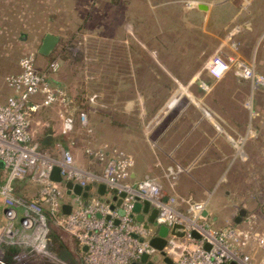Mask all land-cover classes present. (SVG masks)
Returning <instances> with one entry per match:
<instances>
[{
	"label": "crops",
	"instance_id": "crops-1",
	"mask_svg": "<svg viewBox=\"0 0 264 264\" xmlns=\"http://www.w3.org/2000/svg\"><path fill=\"white\" fill-rule=\"evenodd\" d=\"M10 2L0 0V18L11 9ZM169 3L173 5L170 8L179 13L172 16L170 23L173 38L170 40V53L165 57L168 60L147 78L150 81L148 85H145L147 72L139 68L134 82L133 88L144 91L140 95L144 114L140 117L145 121L144 141L140 138L135 147L129 148L135 162L128 180L137 184L147 177L154 178L168 192L204 201L209 218L236 217L245 208V202L254 201L255 197L248 200L250 196L259 194L255 201H264V197H260L264 193V87H254L249 79L237 75L234 67L216 77L206 63L212 55L220 53L226 58L251 62L258 72L264 74V0H170ZM162 4L164 2L157 7L162 8ZM33 8V5H27V9ZM181 28L185 30L184 37ZM183 40L188 45V56L185 57L189 61L200 59L198 65L181 67L176 64L175 58L181 56L176 54L177 47L173 44ZM7 63L8 60L0 61L1 102L16 93L7 77L21 70L18 71L17 61L12 72ZM202 82L208 84L207 89ZM127 85L122 81L119 89L124 90ZM146 90L150 93H145ZM60 107V103H55L32 114L33 136L37 134V142L53 154H56L58 144L74 152L72 144L65 138L80 126L88 133L85 137L87 142L94 139L90 135L94 126L85 109L87 125L81 122L79 110L77 115L70 112L73 121L71 131L56 127L50 119ZM101 142L107 144V154L113 148H119L113 143ZM83 151L87 166L79 164L75 158L76 163L102 172L105 160L92 157L85 149ZM177 166H182L183 170L174 177H168L166 172ZM0 177L3 179L0 183L7 179V171L2 165ZM34 181L30 176L14 180L15 194L36 196L40 185L37 181V185H33ZM74 195L68 196L65 203H73ZM110 195L105 192L106 199ZM3 207L0 195V231L4 225ZM146 215L148 218L149 214ZM53 227L67 232L55 224ZM67 234L72 236L69 232ZM55 240L61 248L67 241L62 234ZM75 242L77 246L70 247L75 255H72L73 261L80 260L83 264L81 248L77 240ZM48 245L53 248L52 239ZM17 248L19 246L11 247L13 250Z\"/></svg>",
	"mask_w": 264,
	"mask_h": 264
},
{
	"label": "built area",
	"instance_id": "built-area-1",
	"mask_svg": "<svg viewBox=\"0 0 264 264\" xmlns=\"http://www.w3.org/2000/svg\"><path fill=\"white\" fill-rule=\"evenodd\" d=\"M206 66L216 77L234 67L236 74L249 79L254 87H264V74L246 60L215 53ZM20 67L19 73L7 77L16 93L5 102L0 101V161L7 171L6 181L0 183L4 205L0 264H37L41 260L38 255L60 261L57 256L55 260L49 250L51 222L77 240L83 264H131L144 253L159 264H169L164 260L165 256L173 260L172 264H233L232 261L235 264H264V236L258 230L240 228L236 224L214 228L205 213L204 201L168 192L159 181L150 177L132 184L128 180L135 162L132 154L118 148L107 154L104 146L90 141L85 151L105 160L102 172H96L77 164L72 150L62 148L60 144L57 145L60 155L40 148L33 141L30 129L32 112L44 105L63 103V128L71 131L70 99L64 88L51 85L39 71L35 53L22 56ZM50 67L57 70L59 62L53 60ZM202 86L207 88L208 84L202 82ZM38 94L42 95L41 102L33 99ZM94 97L96 94L91 98ZM79 118L84 125L88 124L85 110H80ZM55 165L60 166L65 179L82 186L90 185L87 197L74 195L69 213L63 211V204L73 193H68L65 183L50 177ZM182 170V166L171 167L166 175L174 177ZM29 176L40 185L37 195L15 194L13 181ZM100 183L106 184V193L111 194L109 200L98 191ZM123 191L126 195L118 204ZM137 197L141 201L150 200L151 208L158 209L153 222L147 219L146 214L150 211L145 214V220H137L134 211ZM184 204L186 208H182ZM176 223L185 227L184 235L177 236L169 231L162 250L151 244V238L158 234L161 225L171 229ZM85 245L87 250H83ZM253 245L261 250L259 258H255L250 250ZM13 246L19 248L13 250Z\"/></svg>",
	"mask_w": 264,
	"mask_h": 264
},
{
	"label": "rangeland",
	"instance_id": "rangeland-1",
	"mask_svg": "<svg viewBox=\"0 0 264 264\" xmlns=\"http://www.w3.org/2000/svg\"><path fill=\"white\" fill-rule=\"evenodd\" d=\"M29 1L11 0L8 3L11 9L6 10L4 16L1 15L0 61L8 60L11 72L17 61L19 71L22 56L35 53L37 68L44 72L51 85L66 90L70 99L68 110L76 115L81 109L88 111L94 126L93 134H90L94 138L91 142L106 148L107 144L101 141H107L126 153L132 151L129 148L135 147L140 138V141H144L145 121L140 117L143 114L140 95L144 91L133 88L138 78V68L147 72L145 85H148L150 81L147 78L152 77V73L159 71V66L168 60L165 57L170 53V40L173 38L170 23L172 16L179 11L170 8L173 6L170 0H33L29 4L34 8L27 9L29 4L26 2ZM160 2H164L162 8L157 7ZM181 29L184 37L185 30ZM48 31L58 34L60 40L45 57L39 52V47ZM173 46L177 47L176 54L181 56L175 58L176 64L181 67L199 64L200 59L189 61L185 57L188 56V45L184 40L176 41ZM53 60L59 62V67L54 71L50 69ZM122 81L128 83L124 90L119 89ZM95 93L98 96L92 99ZM33 99L41 102L43 98L38 94ZM62 104L58 113L55 112L50 119L59 129H64ZM46 107L49 106L38 109ZM30 129L32 133V115ZM87 134L80 126L65 138L72 144L77 162L85 166L83 149L90 144L85 140ZM34 138L33 141L40 148H47ZM57 150L55 153L60 155L61 151ZM32 183L37 185L35 181ZM258 195L250 196L248 200L256 199ZM260 197H264V193ZM255 199L245 202L246 213L239 222L236 221L238 213L236 217L228 219L209 218L210 225L214 228L229 224H236L240 228L253 227L264 236V201ZM53 232L67 239L63 242V248L57 245L55 239L53 248H49L54 259L58 257L60 261H50L38 255L37 258L41 260L38 259L37 264H80V260L73 261L75 255L70 249L76 240L59 228ZM250 250L255 258L260 257L261 250L257 245Z\"/></svg>",
	"mask_w": 264,
	"mask_h": 264
},
{
	"label": "water",
	"instance_id": "water-1",
	"mask_svg": "<svg viewBox=\"0 0 264 264\" xmlns=\"http://www.w3.org/2000/svg\"><path fill=\"white\" fill-rule=\"evenodd\" d=\"M59 40H60V36L58 34H55L50 31L46 32L43 41L39 47V52L45 55H49L51 51L55 48V46L58 44ZM0 165L3 166L2 161H0ZM50 177L55 181L65 183L68 189V193L82 194L84 197H87L89 194V188H90L89 184L82 186L81 184L75 183L72 180L65 179L60 171V166L58 165H55L53 167ZM106 189L107 188L105 183H100L98 185V191L101 194H105ZM125 195H126L125 191L121 192V197L118 199V204H121L123 197ZM114 198H116V196H114ZM71 209H72L71 204L68 203L63 204V211L65 213H69ZM134 211L137 212L136 218L139 221L145 220L146 218L145 214L150 211L149 217L147 219L149 222H153L157 215L158 209L155 207L151 208L150 200L144 199L143 201H141L139 197H137V201L135 202L134 205ZM245 213H246V209L245 208L241 209L239 211L238 217L236 218V221L239 222L242 216L245 215ZM169 231L177 236H182L185 234V227L182 224H178V223L174 224L171 229H169L167 225H161L158 229V234L151 238L150 241L151 244L156 248L162 250V248L166 243V235L168 234ZM195 234L199 236L197 233ZM87 249H88L87 245L83 246V250H87ZM164 260L169 264L173 263V260L169 256H165ZM232 263L235 264V261H232ZM131 264H156V263L149 258L148 253H144L141 255L139 260H135Z\"/></svg>",
	"mask_w": 264,
	"mask_h": 264
},
{
	"label": "trees",
	"instance_id": "trees-1",
	"mask_svg": "<svg viewBox=\"0 0 264 264\" xmlns=\"http://www.w3.org/2000/svg\"><path fill=\"white\" fill-rule=\"evenodd\" d=\"M81 110H84V109H81ZM0 179H1L0 182L3 181L2 178H0ZM53 230H54V227H53V223L51 222V224H50V231H49V240H48V241H51V239L53 240V238H52L53 234H54L53 237H55V239L58 237V234H57V233L55 234V233L53 232ZM62 245H63V244H62Z\"/></svg>",
	"mask_w": 264,
	"mask_h": 264
},
{
	"label": "flooded vegetation",
	"instance_id": "flooded-vegetation-1",
	"mask_svg": "<svg viewBox=\"0 0 264 264\" xmlns=\"http://www.w3.org/2000/svg\"><path fill=\"white\" fill-rule=\"evenodd\" d=\"M153 262H155L156 264H159L157 261H154V260H153Z\"/></svg>",
	"mask_w": 264,
	"mask_h": 264
}]
</instances>
